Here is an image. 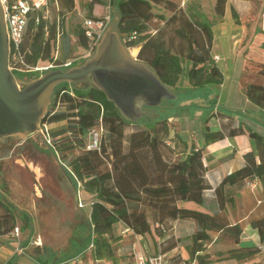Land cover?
I'll return each instance as SVG.
<instances>
[{
  "label": "trees",
  "instance_id": "1",
  "mask_svg": "<svg viewBox=\"0 0 264 264\" xmlns=\"http://www.w3.org/2000/svg\"><path fill=\"white\" fill-rule=\"evenodd\" d=\"M135 4L147 11H151L153 6H162L171 14L166 18L157 16L163 24L153 34L147 22L136 13ZM226 4L227 0H215L214 12L217 16H223ZM84 5L92 19H105L95 17L101 8L115 10V29L124 47L138 46L137 60L153 70L159 81L169 89L174 90L182 76L191 89L222 84L223 74L211 55V24L202 19L198 4L191 3L183 9L171 0H86ZM74 7L75 0H58V10L53 19L44 15L43 11L28 16L20 44L24 63H60L54 60L59 36L63 45V60L69 58L70 37L63 32V26L65 15L71 13ZM131 33H135V39L130 38ZM73 35L82 49L89 48V40L80 24ZM261 72L264 73V69ZM12 73L22 79L21 73ZM81 85L63 83L56 87L50 101L53 106L58 103V108L59 105L64 106V110L52 114L48 111L43 121L62 124L59 129L50 130L52 140L49 148L57 154L74 188L79 186L90 197L88 220L91 235L87 245L93 241L94 257L114 258L116 246L111 242V233L117 223L123 224L135 235L151 237L154 244L163 239L153 254L167 255L177 246L170 237L165 238V234L174 228V221H195L196 229L184 248L187 257L167 255L170 264H190L194 261L211 264L207 248L212 242V232L230 236L238 244L242 228L238 224L230 225L222 212L225 204L233 203L231 188L258 179L264 189V135L248 130L249 137L255 141L257 154L245 153L244 165L224 176L214 188L219 212H212L205 204L204 192L211 187L205 178L206 167L201 149H191L185 156L173 159L176 145L175 142L173 146L167 143L171 141L167 118L156 119L148 128H136L126 133V121L114 103L94 85L86 82ZM245 95L252 104L264 107L263 86L249 84ZM99 123L103 128L100 149L87 150V132ZM241 133L243 130L240 127L227 132L231 136ZM225 134L224 127L223 131H206L205 143L220 140ZM36 138L42 141L39 135ZM73 152L76 154L69 158ZM61 159L65 161L62 163ZM18 216V212L0 198V236L11 234L15 228L22 230L29 224L26 217L19 228ZM251 226L257 230L259 245L220 252L225 255L224 259L246 261L263 252L264 218L252 220Z\"/></svg>",
  "mask_w": 264,
  "mask_h": 264
},
{
  "label": "rangeland",
  "instance_id": "2",
  "mask_svg": "<svg viewBox=\"0 0 264 264\" xmlns=\"http://www.w3.org/2000/svg\"><path fill=\"white\" fill-rule=\"evenodd\" d=\"M81 1L82 0H78L76 10L65 15L63 26V32L70 37L71 52L69 57L76 60V66L84 61L82 57L87 53V50L82 49L78 45L77 40L73 35V31L77 25H81L84 19L89 18L86 8ZM171 1L183 9L191 3L198 4V12L201 13L202 19L206 20L209 24H211V26L221 20V17L217 16L214 12L215 0H202L199 2L192 0ZM183 2L184 5L181 6ZM227 2H229L227 5L228 10L231 13L235 10L236 21L241 22L248 30L252 25H255L256 28L258 27L262 9L261 2H264L263 0H227ZM233 6L235 8H233ZM134 8L136 13L147 22L152 32H154V30L157 31L162 26L158 29H154L153 27L158 26L160 22L163 24L157 16L162 15L166 18L171 14L170 11L164 9L162 6H153L151 11L145 10L138 4H135ZM47 11L49 18L53 19L57 13V7L50 5L48 6ZM149 16L150 19H148ZM95 17L107 18V24L103 34L107 31L115 32L114 28L117 20L115 10L101 8L96 12ZM214 30L216 36L219 37L217 28ZM257 38L263 39L264 41V35L262 34L257 35L254 42H256ZM227 41L229 42L228 48H226V45H221L222 42H216L215 50L220 51L223 56L224 54H231V49L229 48L231 43L229 36H226V43ZM131 50L132 49H129L127 53L131 54ZM94 52L91 56H93ZM256 53V50H250L251 55ZM55 55L58 61H64L61 39L57 42ZM236 59V62H233L234 59L232 58L221 62L224 76L229 75L226 71V67H229L230 70L232 66H234L235 75L238 73L240 55H238ZM38 76L39 74L37 73H22L20 74L22 79H17L21 82H26L32 80L30 78ZM249 80L250 79H247V81ZM186 85V79L182 76L177 84V87L174 89V92L183 98H191L192 102L198 103L199 105H209L207 104L209 91L214 92V95H219L217 87H204L192 90L191 88H184ZM81 86V84L78 85V87ZM51 101L47 111L50 110L51 107H54ZM180 102L181 99L172 101L170 105L171 110L168 112L164 107L154 108L150 111V114L143 115L138 121H132L125 118L127 125L125 132L129 133L131 130L136 128H148L156 121V119L159 120L168 118L171 115L178 116L180 114H186L185 116L188 118L186 119V122L190 124L192 123V125L186 129V133H184V135H197L198 130L202 125V120L207 117L208 112L188 107L177 108L176 106H178ZM57 110H64V106L59 105ZM237 116L239 117L240 113L237 114ZM167 123L169 130L175 131L172 121L167 120ZM174 123L176 126L179 124V121L176 119ZM61 125L62 124L59 123L50 124L48 126L49 132L50 130L59 129ZM36 136H38L36 133L28 138L10 136L14 139L15 143H23V146H19L20 148L18 149L17 147L15 150H12V140H8V138V141H4L3 139L5 138L0 139L1 141H4V144H0V198L8 202L18 212V226L22 225V221L26 219V217L29 219V224L24 226L22 230H19V235H15L14 239H19V243H22V241H25V239L31 235L30 242L40 239L49 245L50 251H53L56 258H59L74 252L78 246L86 244L90 239L91 229L87 216L88 211L84 210L87 206L84 208H78V202H73L75 199L74 194H76L79 187L76 186V188H74L73 181L69 179L64 166L60 164L57 154L53 153V151L47 145L43 144L41 140L36 138ZM171 141L168 140L167 143ZM176 143L177 142H175V153L179 151L177 148L178 143ZM169 145L173 146L174 144L171 142ZM75 154L76 152L71 153L69 158ZM6 155H10L9 158H3ZM172 157L175 158L174 155H172ZM26 160L32 162L31 167H33L38 180H35V175L32 172L21 166V164L26 165ZM63 161L65 160H62L61 162L63 163ZM38 190L44 195L43 201H38L36 194L38 193ZM69 195L72 200L68 199ZM78 199L81 200L80 192L78 193ZM81 201L83 204L89 200H84L82 198ZM46 203L51 207H48ZM193 228L194 227H174L171 231H168L165 234V238L170 237L171 242L175 241L177 245L173 250L167 252L168 256H176L178 258L187 257L183 248L190 243L189 237L193 233ZM162 240L163 239H159L156 244H154L151 237H142L144 251L147 254L157 252L156 247L160 241L162 242ZM232 241L233 239L230 236L222 234L221 236H218L215 243L221 242L224 245H230ZM162 247L163 246H161V249ZM207 251H210V259H212V262L216 264L229 263L226 261L227 259H224L225 255L218 253L217 250L213 249V247L207 248ZM24 255L25 256H21L19 258L20 264H34L31 258H38V255L34 252V250H32V248L26 250ZM133 256L134 253L130 251L129 254L126 255V258L127 260H132ZM211 256L214 257L211 258ZM190 264H193V262ZM247 264H264V258L253 262L249 261Z\"/></svg>",
  "mask_w": 264,
  "mask_h": 264
},
{
  "label": "crops",
  "instance_id": "3",
  "mask_svg": "<svg viewBox=\"0 0 264 264\" xmlns=\"http://www.w3.org/2000/svg\"><path fill=\"white\" fill-rule=\"evenodd\" d=\"M81 2L85 4L86 0H82ZM261 3L262 13L264 2ZM77 4L78 0H75V7L73 11L76 10ZM228 4L229 2L226 4L221 20H219L215 25L211 26L213 32L211 55L219 57V60L215 63L223 74V82L217 87L219 90V95H214V92L209 91L207 96V104L209 105H199L198 103L192 102L191 98H183L179 94L175 93L173 89H169L167 87L173 94L176 95L175 100L181 99L180 104L176 106L177 108L188 107L195 108L200 111L205 110L208 112L207 117L203 118L202 125L195 136L184 135V133H186V129L192 125V123L190 124L186 122V119H188L185 116L186 114H180L178 116L171 115L167 118V120L172 121L175 130H169V138L172 140L171 142L173 144L174 142L178 143L177 148L179 151L173 154L175 157L173 159L185 156L191 149L202 150V160L204 166L206 167L205 178L211 187L204 192L205 204L206 208L212 212H219L218 205L214 199V188L222 181L224 176L232 173L244 165L245 161L243 156L245 153L252 152L254 155L257 154L255 141L249 137L248 130H252L258 134L264 135V107H258L252 104L245 95L246 86L249 84H257L264 87V73L261 72V70L264 69V41L263 39L257 38L256 42H254V39L257 35H264V33L260 30V23L257 28L255 25H252L248 30L241 22L236 21L235 10L233 13H231L227 8ZM233 8L235 7L233 6ZM261 13L259 18H261ZM160 26H162L161 22L158 26L153 28L158 29ZM215 28L218 30L219 37L216 36L214 30ZM114 30L117 32L115 28ZM226 36H229L231 42L229 47L231 49V54H224L223 56L220 51L215 50V46L216 42L220 41L222 42L221 45H226V48H228L229 42L227 41L226 43ZM59 40L60 36L58 37V41ZM133 48H136V53H128V55L132 60L138 61L136 56L139 51V47L137 46ZM129 49L130 48H128V50ZM250 50H256L257 53L251 55ZM238 55H240L238 73L235 75L234 66H232L230 70L229 67H226V71L229 75L224 76L221 62L227 61L231 58L234 59L233 62H236ZM68 60L72 59L69 57L64 61ZM247 79L250 80L247 81ZM184 88L190 87L187 84ZM172 101L174 100L163 99L160 106L158 107H164L168 112L171 110L170 105ZM158 107L149 108L154 109ZM239 113L240 116L238 117L237 114ZM143 115H145V113ZM176 119L179 121V124L175 126L174 122ZM223 127L224 133L226 134L222 139L205 143L206 131H223ZM238 127L243 130V133L233 136L227 134L230 129ZM171 142H168V144H171ZM9 156L10 155H6L3 158L6 159L9 158ZM21 166L32 172L35 175V180H38L33 167L28 164H21ZM231 190L233 192V203L225 204L222 214L226 216L230 225H240L242 228V234L239 238L238 244H235L234 241H232L230 245H224L221 242L215 243L218 236H221L222 233L212 232V242L208 245V248L213 247V249L217 250L218 253L224 252L234 247H250L259 245V236L257 230L251 226V221L264 218V189L261 182L258 179L249 180L246 181L244 185L240 187H233ZM37 192L38 193L36 194L38 201H43L44 195L39 190ZM79 192L81 193V200L82 198L84 200H88L90 198L81 190V188H78V191H76V194H74L75 199L73 202H78V208H84L87 206L84 210L88 211V216L90 211L88 202H86L87 205L86 203L82 204V201L78 199ZM224 194L225 192H223V195ZM68 199L72 200L70 195L68 196ZM173 227H194V231L196 229V223L192 220H176L173 223ZM111 236V242L116 246L115 256L112 259H97L100 264H135L134 256L132 260H127L126 258V255L129 254L130 251H132L134 255L137 252L147 254L143 249L142 236L133 234L123 224L117 223L113 225ZM14 237L15 235L13 232L8 235L0 236V264H20L19 258L21 256H25V251L30 248H32V250H34V252L38 255V258L36 259L31 258L34 264H60L69 261L82 252L87 246V243L82 244L81 246H78L74 252L69 253L66 256L56 258L54 252L50 251L49 245L40 239L30 242V235L25 239V241L19 243V239H14ZM17 248H21L23 252L17 253ZM207 252L210 253V251ZM213 257L214 256H211V258ZM263 258L264 250L261 252V254L246 261H226L229 262L228 264H247L249 261L253 262ZM94 259L96 258L92 252L90 255L83 257L81 262L77 264H90ZM193 264L197 263L194 261ZM211 264L216 263L212 262Z\"/></svg>",
  "mask_w": 264,
  "mask_h": 264
},
{
  "label": "water",
  "instance_id": "4",
  "mask_svg": "<svg viewBox=\"0 0 264 264\" xmlns=\"http://www.w3.org/2000/svg\"><path fill=\"white\" fill-rule=\"evenodd\" d=\"M8 58L0 4V139L28 138L37 133L54 89L63 83L91 79L121 116L132 121L143 116L142 107H158L163 99H176L148 66L131 59L117 32H105L93 56L81 65L50 70L26 82L19 81L9 70Z\"/></svg>",
  "mask_w": 264,
  "mask_h": 264
},
{
  "label": "built area",
  "instance_id": "5",
  "mask_svg": "<svg viewBox=\"0 0 264 264\" xmlns=\"http://www.w3.org/2000/svg\"><path fill=\"white\" fill-rule=\"evenodd\" d=\"M192 1H202V0H192ZM0 4L3 11V19L6 27V35L9 46V58H8V68L11 72L15 71L18 73L26 74H39L40 77L47 71L55 69H67L76 63L75 59L57 62H38L35 65H27L24 63L21 54H20V44L23 40V34L25 25L27 23L28 16L32 13L43 11L44 15L48 13V6L54 5L58 8V0H0ZM184 5V2L181 6ZM107 24V18L105 19H92L86 18L83 20L81 26L83 28V33L86 38L89 40L90 46L87 49L86 55L82 57L85 60L89 58L94 49L96 48L97 43L102 37L103 31ZM260 30L264 33V7L261 13L260 18ZM152 32V31H151ZM156 33V31L152 32ZM131 39H135V33H131ZM213 61L216 62L219 60L218 56L212 57ZM54 60H57L56 57ZM58 109V103L54 107H51L48 110L52 114ZM46 112V114L48 113ZM45 114V115H46ZM44 115V116H45ZM50 124L42 122L39 124L37 135L40 136L42 141L49 147L51 145V136L49 133L48 126ZM103 133V128L101 123L97 126L88 130L86 135V149L87 150H96L100 149V138ZM13 234L18 236V228H15ZM94 250V243L91 240L87 247L80 252L78 255L73 257L67 262L60 264H77L80 263L82 258L90 255ZM21 248H17V253H22ZM135 264H170L167 255L156 253V254H145L142 252H137L134 255ZM90 264H100L97 259H94Z\"/></svg>",
  "mask_w": 264,
  "mask_h": 264
},
{
  "label": "flooded vegetation",
  "instance_id": "6",
  "mask_svg": "<svg viewBox=\"0 0 264 264\" xmlns=\"http://www.w3.org/2000/svg\"><path fill=\"white\" fill-rule=\"evenodd\" d=\"M82 82H86L87 84H92L91 79H87V80H85V81H81V82H78V83H76V84L80 85ZM92 85H93V84H92ZM141 110H143V113H145V115H147V114H150V111H152L153 108L142 107ZM7 138H8V140H12V143H11V145H13V146H12V150H15L17 147H18V149H19L21 146H23V143H18V142L15 143V142H14V139H13L12 137H6V138L3 139V140H4V141H5V140L8 141ZM3 140H2V141L0 140V144H4V143H3V142H4ZM19 146H20V147H19ZM25 162H26V164L32 166V162H31V161L26 160Z\"/></svg>",
  "mask_w": 264,
  "mask_h": 264
},
{
  "label": "bare ground",
  "instance_id": "7",
  "mask_svg": "<svg viewBox=\"0 0 264 264\" xmlns=\"http://www.w3.org/2000/svg\"><path fill=\"white\" fill-rule=\"evenodd\" d=\"M131 49V48H130ZM136 53V48H132L131 50V54H135Z\"/></svg>",
  "mask_w": 264,
  "mask_h": 264
}]
</instances>
